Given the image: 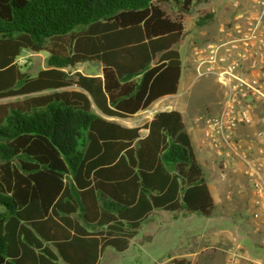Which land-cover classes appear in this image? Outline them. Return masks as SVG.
<instances>
[{"label":"trees","instance_id":"1","mask_svg":"<svg viewBox=\"0 0 264 264\" xmlns=\"http://www.w3.org/2000/svg\"><path fill=\"white\" fill-rule=\"evenodd\" d=\"M194 4L0 0V99L20 97L0 103V264H97L106 247L125 251L154 209L213 212L178 111L133 127L106 118L176 92ZM197 13L198 24L212 17ZM23 51H45L47 67L23 71ZM84 61L101 75L64 70Z\"/></svg>","mask_w":264,"mask_h":264},{"label":"crops","instance_id":"2","mask_svg":"<svg viewBox=\"0 0 264 264\" xmlns=\"http://www.w3.org/2000/svg\"><path fill=\"white\" fill-rule=\"evenodd\" d=\"M249 2L250 0H243L239 8L247 7ZM234 9L219 8L218 19L223 17L222 22L229 19L236 10ZM218 26L219 23L216 27L202 31L198 35L214 38L217 35ZM98 65L99 70L96 73L86 75L100 76L101 66ZM184 74L186 77L181 84L182 95L188 94L191 85L186 80L189 74H193L192 61H188ZM206 79L208 85L204 91H206V98L210 99L203 103L205 107L203 113L199 111L200 105L189 99L185 101L179 98L181 97L177 94L180 87L179 81L174 94L164 95L152 103L150 107H154L153 111H149L148 107L127 118L105 116L122 125L133 127L145 124L156 111H178L189 134L196 158L203 168L213 199L214 210L208 216L183 210L154 209L141 222L137 234L130 239L128 248L122 251L135 252L133 257L135 264H163L175 258H186L190 264H225L230 249H237L241 255L236 264H251L254 257L264 255L262 245L264 239L262 238L261 241L257 237L258 233L252 229L253 226L248 217L250 192L245 184L240 165L232 163L225 169V173L222 172L224 169L220 168V156L204 137L203 116L206 115L205 113H217L223 99L222 89L216 80L211 76H206ZM257 112L258 110H256L255 119L258 116ZM254 128L253 125L247 126L242 128L241 132L250 134ZM140 131L144 135L147 129L141 128ZM226 174L229 176L228 180L225 177ZM228 186L232 188V192L227 189ZM198 215L202 217L215 215V217L207 219L208 222L213 223L203 227L200 223L194 224V220L199 219Z\"/></svg>","mask_w":264,"mask_h":264},{"label":"built area","instance_id":"3","mask_svg":"<svg viewBox=\"0 0 264 264\" xmlns=\"http://www.w3.org/2000/svg\"><path fill=\"white\" fill-rule=\"evenodd\" d=\"M191 57L194 79L211 76L223 92L218 112L203 116L204 137L220 156L222 172L232 163L240 165L250 192L248 217L264 239V116L255 119L264 105V0L237 8L219 24L216 37L192 47ZM252 125L250 134L241 132ZM240 258L230 249L225 264ZM251 264H264V255Z\"/></svg>","mask_w":264,"mask_h":264},{"label":"rangeland","instance_id":"4","mask_svg":"<svg viewBox=\"0 0 264 264\" xmlns=\"http://www.w3.org/2000/svg\"><path fill=\"white\" fill-rule=\"evenodd\" d=\"M194 2L195 4L192 7V11L183 16L182 21L184 24V34L179 44L177 45V49L179 51L180 60H181V75L179 80L180 87L178 89L177 94H180L181 96L179 97L180 99H183L185 101L189 99L191 102L200 105L199 111L203 113V111L205 112L204 110L205 107L203 106L204 105L203 103L207 102L210 99V98H206L205 96L206 91H204L208 85V82L206 81L207 80L206 77H200L193 80L194 79L193 74L192 75L189 74L186 80L187 83H191L190 88L187 92L188 94H184V95L181 94L182 92L181 84L184 82V79L186 77V75L184 74L185 68L188 65V61H192V57H191L192 47L197 43H201L208 39H211V37L202 36L198 34L214 26L216 27L218 23L220 24L222 22L221 20L223 17L218 19L219 17L217 16V11H219V8L221 10H223V8L226 9L229 8L232 10L234 8L237 9L240 6V2L242 3L243 0H194ZM234 2L237 3L238 5L237 7L234 6ZM165 4L172 5L173 2L172 1L164 2V5ZM250 4H251V0L249 2V5ZM249 5L247 7H249ZM247 7L244 8L240 7V9H245ZM200 9H207L210 12H212V17L202 24H198L197 22V18H198L197 12H199ZM46 58H47V53L45 51H40V52L23 51L21 55L17 58L16 62L19 66H21L23 71H26L31 75H35L40 69H44L47 67ZM64 70L68 72L69 76H72L76 73L86 75L88 73H96L99 70V65L97 62L84 61V62H78L72 67H66L64 68ZM18 99H20V97L4 98V99H0V103L13 102ZM148 109L150 111L151 107H149ZM257 113L258 116L260 117L264 116V105L258 108ZM200 121L202 120L200 119ZM225 177L228 180L229 178L228 174H226ZM227 189H230L232 192L231 187L229 188L228 186ZM248 200L250 202L249 197ZM213 217H215V215H212L210 217H202L198 215L197 218L199 219L194 220V224L200 223V225L206 227L207 224L210 225L213 223V222H208L207 219L209 218L214 219ZM134 254L135 252H132L130 250L126 252H117L111 247H106L99 259L98 264H135V260L133 258Z\"/></svg>","mask_w":264,"mask_h":264}]
</instances>
